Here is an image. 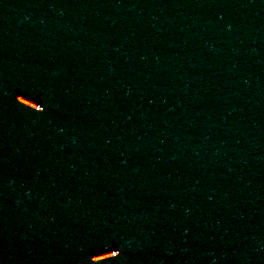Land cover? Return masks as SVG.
Wrapping results in <instances>:
<instances>
[{
    "label": "water",
    "instance_id": "water-1",
    "mask_svg": "<svg viewBox=\"0 0 264 264\" xmlns=\"http://www.w3.org/2000/svg\"><path fill=\"white\" fill-rule=\"evenodd\" d=\"M0 264H264V0H0Z\"/></svg>",
    "mask_w": 264,
    "mask_h": 264
}]
</instances>
